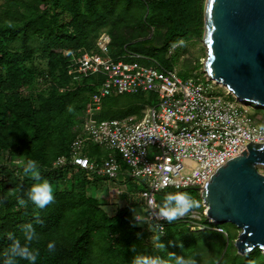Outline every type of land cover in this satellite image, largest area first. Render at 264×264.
<instances>
[{
    "label": "trees",
    "instance_id": "1",
    "mask_svg": "<svg viewBox=\"0 0 264 264\" xmlns=\"http://www.w3.org/2000/svg\"><path fill=\"white\" fill-rule=\"evenodd\" d=\"M1 1L0 264L9 257L12 237L24 243L22 229L28 223L39 237L30 245L38 251L36 264H131L137 254L167 258L169 253H197L198 264H203L198 245L203 250L213 245L190 239L196 231L185 228L182 224L186 222L165 223L159 238L164 249L160 250L154 246L157 241H148L150 233L155 237L159 232L152 225L150 232L135 223L132 204L108 213L104 202L88 193L86 185L98 187L105 179H91L76 167L55 169L53 162L68 155L76 126L103 79L99 74L73 78L69 73L71 58L99 53L97 39L106 33L109 57L116 60L131 53L140 56L142 65L173 69L175 57H167L169 48L203 34L204 0ZM123 98L127 103L122 104ZM155 100V95L144 93L106 97L98 118L140 115L145 105H154ZM258 109L264 115V108ZM252 118L264 127L255 113ZM91 150L87 149L88 157L105 158ZM116 157L119 160V155ZM29 159L37 162L42 179L54 189V202L44 209L30 201L23 206L19 203L20 199L27 201L26 193L34 183L30 175L23 174ZM165 191L199 195L193 188ZM208 232L204 242L220 240V258L215 257L212 264H264L259 249L245 256L231 252L230 261L223 262V238L211 229ZM233 238L228 234V240ZM50 241L56 244L53 252L47 249ZM16 264L29 262L16 258Z\"/></svg>",
    "mask_w": 264,
    "mask_h": 264
},
{
    "label": "built area",
    "instance_id": "2",
    "mask_svg": "<svg viewBox=\"0 0 264 264\" xmlns=\"http://www.w3.org/2000/svg\"><path fill=\"white\" fill-rule=\"evenodd\" d=\"M109 42V36L102 33L96 42L99 53L85 52L71 58L69 73L73 78L99 74L103 79L76 126L68 155L58 157L53 168L76 167L91 179L115 180L123 175L139 181L143 187L139 201L148 208V224L158 232L161 226L164 231L167 221L160 217L156 195L165 190L204 188L215 169L240 155L246 144L264 143V127L257 125L247 110L255 106L238 100L205 70L183 81L174 68L142 65L136 54L127 53L116 60L109 57ZM139 93L156 97L154 105L146 104L140 115L98 118L104 98ZM89 145L105 148L107 157L100 161L88 157ZM203 207L201 215L206 216L207 223L226 234L221 225L207 217V207ZM201 215L191 209L177 221L186 222L191 232H201L208 229L195 221ZM134 221L140 223L135 215Z\"/></svg>",
    "mask_w": 264,
    "mask_h": 264
},
{
    "label": "water",
    "instance_id": "3",
    "mask_svg": "<svg viewBox=\"0 0 264 264\" xmlns=\"http://www.w3.org/2000/svg\"><path fill=\"white\" fill-rule=\"evenodd\" d=\"M202 38L205 72L238 100L264 108V0H206ZM246 147L197 191L208 218L239 230V255L259 249L264 257V143Z\"/></svg>",
    "mask_w": 264,
    "mask_h": 264
},
{
    "label": "rangeland",
    "instance_id": "4",
    "mask_svg": "<svg viewBox=\"0 0 264 264\" xmlns=\"http://www.w3.org/2000/svg\"><path fill=\"white\" fill-rule=\"evenodd\" d=\"M205 1L206 0H204V5H205ZM1 2L2 1L0 0V4ZM202 36L200 38H194L187 41H180L179 43H177V45L171 48V51L168 50L167 52L168 58L172 56L175 57L174 69L179 75L180 79L183 81L186 80L188 77L200 76L201 75L200 73L204 71L203 64L204 61L206 60L207 49ZM217 92L221 95L223 94V91L220 89H217ZM121 102H123L122 104L127 103L125 98H123ZM136 107H140V104H138V106ZM247 110L251 114L255 113L258 119L264 122V115H262L261 113L262 110L256 107H249V106L247 107ZM120 112L123 113L124 111H120ZM97 148L98 149L95 148L91 150L90 147H87L88 150H91L92 154L97 153L99 157H106L105 155H107L106 153L108 151L105 148L99 146ZM17 163H21V162L16 161L15 164ZM258 170L260 173L264 174L263 167H259ZM120 176L122 175H119V177L115 180H102L98 184V187L95 184L91 183L89 185H86V189L90 195H94L101 202H104L103 206L108 211V213H114L118 208L132 204L131 207L132 214L139 215L142 220L140 221L141 223L140 225L144 229H147L150 232H152L151 227L149 226L147 220L148 208L139 201L138 195L142 188L140 182L137 180L129 179L124 176L120 178ZM75 179H77L76 176ZM171 192L172 191H165L162 194L156 195V203L159 209H161L160 205L164 196L167 194H171ZM176 193H182V192H176ZM191 197L194 200V207L192 208V210L201 215V212L204 210V207L201 201L200 193L199 195H191ZM195 221H199L200 223L206 224L209 230L210 229L212 230L214 228L213 224H207L206 216L201 215L200 220L197 219ZM182 225H184L185 228H188L185 224ZM222 226L226 229L229 235L231 234V230L234 228V226L230 224H222ZM208 231H205L203 233L195 232L190 237V239H193L199 244H200L199 241H201L203 243H206L207 245L208 244L213 245L211 249L208 250L206 249L203 250L202 246L198 245L202 250V252H199V256L201 257V262L204 261L203 264L206 263L212 264L213 261H216L217 259L220 258L218 257L220 251L219 250L220 245L218 244L220 243V240L218 242L217 241L211 242L212 244L209 241H205V242L203 241V237L208 235L209 233ZM224 240L225 241L223 242L221 241L222 244L224 245L221 255L225 256L224 257L225 260L223 262H229L231 258V254L233 253V252L231 253L232 247H230L228 241L225 238ZM148 241L149 244H152L155 241V237L153 233H150V238L148 239ZM215 257L218 258L216 259Z\"/></svg>",
    "mask_w": 264,
    "mask_h": 264
},
{
    "label": "clouds",
    "instance_id": "5",
    "mask_svg": "<svg viewBox=\"0 0 264 264\" xmlns=\"http://www.w3.org/2000/svg\"><path fill=\"white\" fill-rule=\"evenodd\" d=\"M23 174L25 176H31L34 181L26 193L27 201L20 199L19 203L23 206L27 202H31L38 209H44L49 204L54 202V189L51 183L47 180H43L39 171L38 164L35 160L29 159L26 165L23 167ZM194 207V200L187 192L167 194L164 196L160 208V217L168 221L169 223L176 221L181 217L187 216L191 209ZM136 221H142L135 215ZM37 223L41 221L37 218ZM24 243L15 237H12V244L8 249L9 257L5 261V264H16V258L26 260L29 264H36L38 251L31 249L30 245L34 240H38V234L31 223L26 224L23 229ZM163 233V228L159 226V233L155 235L154 246L160 250L164 249V244L160 242V235ZM56 248L54 241L47 243V249L49 252H53ZM197 253L188 255H176L169 253L167 258L154 255L137 254L133 256L131 264H198L196 259Z\"/></svg>",
    "mask_w": 264,
    "mask_h": 264
},
{
    "label": "crops",
    "instance_id": "6",
    "mask_svg": "<svg viewBox=\"0 0 264 264\" xmlns=\"http://www.w3.org/2000/svg\"><path fill=\"white\" fill-rule=\"evenodd\" d=\"M123 176V175H122ZM122 176H120V178L122 177ZM223 229H224V231L226 232V234H222V233H219V232H217V231H215V230H213V232H216V233H218V234H220L221 236H222V240L223 241H225L224 240V238L228 241V244L230 245V247H232V249H231V252H233V253H236V254H238L237 253V251H236V249H235V247H234V241H235V239L237 238V235L239 234V230L237 229V228H233L232 230H231V236H234V238H233V240H228L227 239V236H228V233H227V231H226V229L223 227V226H221Z\"/></svg>",
    "mask_w": 264,
    "mask_h": 264
}]
</instances>
